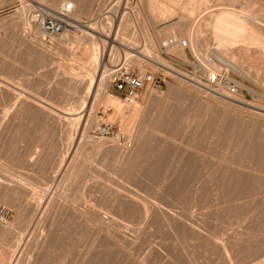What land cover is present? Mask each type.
Wrapping results in <instances>:
<instances>
[{
  "label": "rangeland",
  "instance_id": "1",
  "mask_svg": "<svg viewBox=\"0 0 264 264\" xmlns=\"http://www.w3.org/2000/svg\"><path fill=\"white\" fill-rule=\"evenodd\" d=\"M67 3L46 33L38 12ZM256 20L264 0H0V264H264ZM170 35L190 50L163 52ZM210 56L236 96L200 84ZM124 58L161 87L128 99L106 73Z\"/></svg>",
  "mask_w": 264,
  "mask_h": 264
},
{
  "label": "built area",
  "instance_id": "2",
  "mask_svg": "<svg viewBox=\"0 0 264 264\" xmlns=\"http://www.w3.org/2000/svg\"><path fill=\"white\" fill-rule=\"evenodd\" d=\"M72 10V4L67 3L58 15L44 14L39 11L37 20L42 29L48 33L57 35L65 31L69 26L66 19ZM180 46L184 50H190V43L187 38L167 36L160 42V48L163 52H168L171 48ZM209 62L217 65V68L205 70L204 82L200 83L208 90L217 94L232 96L238 93V82L231 75L234 71L226 63L215 56H210ZM108 78L119 91L126 94L128 99H136L140 93L149 86L158 89L162 85V78L156 77L150 70L144 68H134L127 59H123L111 66L106 72ZM11 216V210L7 207H0V224L8 223Z\"/></svg>",
  "mask_w": 264,
  "mask_h": 264
},
{
  "label": "bare ground",
  "instance_id": "3",
  "mask_svg": "<svg viewBox=\"0 0 264 264\" xmlns=\"http://www.w3.org/2000/svg\"><path fill=\"white\" fill-rule=\"evenodd\" d=\"M257 21V20H256ZM211 23V22H210ZM257 23L260 25V26H264V23L262 22H260V21H257ZM166 30V29H165ZM169 30V29H168ZM168 30H167V32L166 33H168ZM172 30V29H171ZM173 34V33H172ZM154 47V46H153ZM175 47H179V48H181L180 46H175ZM175 47H173V48H175ZM172 49V48H171ZM183 49V48H182ZM96 56V55H95ZM94 56V57H95ZM148 57L150 58V60L151 61H153L154 63H156V64H159V65H164V66H167L168 64L167 63H165L164 61L165 60H162V59H160V58H154L153 56H149L148 55ZM222 59V58H221ZM207 60V59H206ZM225 61V63H226V65H228L230 68H232L234 71H237V68H236V66H234L232 63H230V62H228V60L227 59H224ZM95 62V61H94ZM215 66H217V65H215ZM208 67V66H207ZM214 67V66H213ZM169 68H171V67H169ZM217 68V67H216ZM210 70V69H209ZM167 71V70H166ZM180 74V73H179ZM182 77H184V78H188V79H190V77L188 76V75H185V73L184 74H180ZM92 79V78H91ZM191 80V79H190ZM92 81V80H91ZM95 81V80H94ZM93 87V86H92ZM209 89V88H208ZM1 92V91H0ZM89 92V91H88ZM238 94V93H237ZM237 94H234V95H232L233 97L234 96H236ZM221 95H223V94H221ZM223 96H229V95H223ZM232 96H229V97H232ZM19 98V97H18ZM225 98V97H224ZM231 99H233V98H231ZM131 101H133L134 102V99H130ZM233 100H236V99H233ZM232 101V100H231ZM13 102V101H12ZM132 104H134V105H136L137 106V104H136V102L135 103H132ZM83 112V111H82ZM10 114V113H9ZM8 117V116H7ZM7 117H5V118H7ZM22 117V116H21ZM74 117V116H73ZM5 118H3L4 119V121H5ZM61 119V118H60ZM74 119V118H73ZM76 119V118H75ZM81 121V120H80ZM68 122H70V121H68ZM78 123V122H77ZM63 161V160H62ZM48 190V189H47ZM43 198V197H42ZM43 201V200H42ZM162 205V204H161ZM158 206V205H157ZM159 207H162V206H160L159 205ZM159 207H157V208H159ZM162 208H164V207H162ZM160 209V208H159ZM156 210V209H155ZM168 210V209H167ZM157 211V210H156ZM160 211H162V209L160 210ZM160 211L158 212V213H160ZM149 213V212H148ZM153 213H154V211H153ZM157 213V212H156ZM169 213V212H168ZM154 215H155V213H154ZM156 215H158V214H156ZM173 215H176V214H173ZM171 215H169V216H167V217H170ZM166 217V216H165ZM166 217V218H167ZM177 217H178V215H177ZM154 218V217H153ZM171 218V217H170ZM179 218H181V217H179ZM183 219V218H182ZM194 219V218H193ZM154 220V219H153ZM178 220H180V219H178ZM185 220V219H184ZM188 220V219H187ZM151 221V220H150ZM174 221V220H173ZM172 221V222H173ZM176 222V221H175ZM184 224V223H183ZM190 224V223H189ZM169 225V224H168ZM178 225V224H177ZM175 226V225H174ZM190 226V225H189ZM146 228V227H145ZM191 228V227H190ZM196 228V227H195ZM145 230V229H144ZM192 230H194V229H192ZM127 232V231H126ZM137 232V231H136ZM203 234H205V233H203ZM236 234V233H235ZM234 234V235H235ZM129 235H130V233H129ZM192 235H194V234H192ZM131 236H133V234L131 235ZM236 236V235H235ZM41 237V236H40ZM129 237V236H128ZM226 238V237H225ZM228 238V237H227ZM234 238V237H233ZM239 239V238H238ZM216 240H218L217 238L215 239V241ZM232 240V239H231ZM234 240V239H233ZM214 241V240H213ZM37 242V241H36ZM128 242V241H127ZM224 242V241H223ZM234 242V241H233ZM231 243V242H230ZM150 244V243H149ZM156 244H157V242H156ZM155 244V245H156ZM159 244V243H158ZM225 244V243H224ZM229 244V243H228ZM38 245V244H37ZM230 245V244H229ZM132 246V245H131ZM152 246L154 247V243L152 244ZM220 246V245H219ZM228 246V245H227ZM36 247V246H35ZM133 247V246H132ZM146 247V246H145ZM152 247V248H153ZM158 247V246H157ZM160 247H162V246H160ZM160 247H158V249L160 248ZM20 248V247H19ZM230 248V247H229ZM141 249H142V247H141ZM144 249H146V248H144ZM156 248H154V250H155ZM161 249V248H160ZM163 249V248H162ZM227 249H228V247H227ZM226 249V250H227ZM132 250V249H131ZM150 250V249H149ZM154 250H153V253H154ZM165 250H167V249H165ZM133 251V250H132ZM131 251V252H132ZM146 251V250H145ZM162 251V250H161ZM146 252H148V251H146ZM159 252V251H158ZM157 252V254H161V252H159L158 253ZM224 252V254H225V250L223 251ZM228 252V251H227ZM230 252V251H229ZM228 252V253H229ZM143 254V253H142ZM141 254V255H142ZM148 254V253H147ZM169 255V254H168ZM170 256H172V255H169V258L168 259H172V257L170 258ZM156 257V256H155ZM159 256H157V258H158ZM140 258H144V257H140ZM154 258V257H153ZM160 258V257H159ZM158 258V259H159ZM228 258V257H227ZM229 258H230V256H229ZM228 258V259H229ZM145 259V258H144ZM144 259H142L141 261H143ZM150 259V258H149ZM155 259V258H154ZM176 259V258H175ZM1 260V259H0ZM133 260V259H132ZM164 260V259H163ZM163 260H160V261H162V263H163ZM231 260V259H230ZM136 261V260H135ZM146 260H144L143 262H145ZM156 261V260H155ZM159 261V260H158ZM159 261V262H160ZM173 261V260H172ZM175 261V260H174ZM14 262V261H13ZM133 262V261H132ZM149 262V261H148ZM158 262V264H160ZM178 262V261H177ZM177 262H175L176 264H177ZM2 263V262H1ZM135 263V262H134ZM138 263V262H137ZM172 263V262H171ZM174 263V264H175ZM142 264V263H141ZM168 264V263H167Z\"/></svg>",
  "mask_w": 264,
  "mask_h": 264
}]
</instances>
